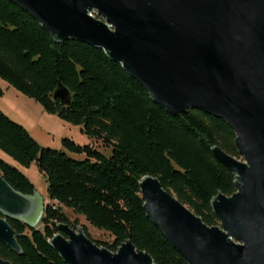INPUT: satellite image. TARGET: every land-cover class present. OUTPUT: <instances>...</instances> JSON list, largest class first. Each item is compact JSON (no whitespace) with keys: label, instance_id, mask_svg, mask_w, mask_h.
<instances>
[{"label":"water","instance_id":"95a60500","mask_svg":"<svg viewBox=\"0 0 264 264\" xmlns=\"http://www.w3.org/2000/svg\"><path fill=\"white\" fill-rule=\"evenodd\" d=\"M55 42L101 49L171 115L197 109L234 131L242 160L212 146L234 176L235 192L212 197L210 226L159 179L138 181L146 217L187 264H264V0H8ZM63 104L70 92L58 84ZM47 203L0 174V243L22 250L7 218L38 225ZM47 239L65 264H156L129 239L115 251L97 245L84 226L56 223ZM0 264H13L0 256Z\"/></svg>","mask_w":264,"mask_h":264},{"label":"trees","instance_id":"16d2710c","mask_svg":"<svg viewBox=\"0 0 264 264\" xmlns=\"http://www.w3.org/2000/svg\"><path fill=\"white\" fill-rule=\"evenodd\" d=\"M0 79L45 112L78 125L92 140L79 144L62 137V149L41 146L0 109V150L21 166L34 162L45 177L49 199L34 227L7 218L22 253L0 243L2 258L13 264H65L47 242L57 232L56 223L78 224L68 219L64 207L112 237L93 239L84 227L99 246L115 251L129 239L156 264H187L146 217L138 181L144 175L157 177L205 223L218 225L211 199L218 191L229 196L235 187L234 176L211 148L217 145L239 157L235 133L223 119L197 109L171 115L101 49L71 39L55 42L8 0H0ZM59 83L70 92L68 104L54 96ZM0 174L24 194L35 191L30 179L1 157Z\"/></svg>","mask_w":264,"mask_h":264},{"label":"rangeland","instance_id":"374dc122","mask_svg":"<svg viewBox=\"0 0 264 264\" xmlns=\"http://www.w3.org/2000/svg\"><path fill=\"white\" fill-rule=\"evenodd\" d=\"M0 87L3 90V93L0 95V109L9 118L22 124L41 146L62 149V137H69L79 144H87L92 141L91 138L80 131L78 125L68 123L59 119L55 114L45 112L39 103L9 86L2 79H0ZM94 145L104 153L109 154V149L102 146L99 141H94ZM67 153L76 158L83 157V155L68 151ZM0 157L18 167L33 183L35 191L44 198V202L49 203V199L46 197L45 177L38 170L34 162L27 167L21 166L2 150H0ZM237 158L242 160L240 156ZM63 211L70 221L77 220L78 224L83 225L91 238L105 241L112 239L108 233L90 225L82 215L75 214L64 207Z\"/></svg>","mask_w":264,"mask_h":264}]
</instances>
